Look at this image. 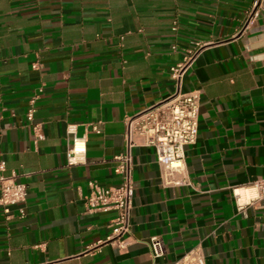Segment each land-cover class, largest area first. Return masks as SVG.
Returning <instances> with one entry per match:
<instances>
[{"label": "crops", "instance_id": "obj_1", "mask_svg": "<svg viewBox=\"0 0 264 264\" xmlns=\"http://www.w3.org/2000/svg\"><path fill=\"white\" fill-rule=\"evenodd\" d=\"M253 2L0 0V172L28 187L9 218L0 206V264H172L196 246L207 264H264V13L248 22ZM192 52L181 87L201 91L191 182L164 186L155 148L138 137L120 249L116 212L89 210L84 195L121 182L127 118L176 91L170 68ZM69 124L87 138L73 166Z\"/></svg>", "mask_w": 264, "mask_h": 264}, {"label": "built area", "instance_id": "obj_2", "mask_svg": "<svg viewBox=\"0 0 264 264\" xmlns=\"http://www.w3.org/2000/svg\"><path fill=\"white\" fill-rule=\"evenodd\" d=\"M264 13V0H254L247 16L251 22ZM178 21H175V28ZM195 52L184 56L182 61L171 66V76L177 83L176 91L166 100L146 108L135 116L127 118L125 139L127 148L116 156L115 172L121 176L117 185H101L97 182L90 184L89 193L84 195L89 210L115 211L109 238L120 249L127 246V237L131 232V209L134 200L133 179V147L138 137H144L146 143L155 148L157 160L162 166L161 181L164 186L189 185L185 162L186 148L195 144L198 139L200 125L201 91L198 89L182 90L183 78L192 66ZM37 67V64H34ZM36 98L30 100L28 119L33 122L35 117ZM37 133L39 124H34ZM94 128L97 129L96 126ZM68 133L74 134L73 145L66 159L67 166L85 162L87 138L76 134V124L68 125ZM259 196H264V178L255 182ZM28 195L26 184L18 182L13 175L0 172V206L5 214L11 213L13 206L25 202ZM237 202L240 193L235 192ZM238 206L242 205L238 202ZM23 212V209H21ZM151 251L154 258H161L166 253V247L160 236L150 239ZM172 264H207V259L200 246L191 248Z\"/></svg>", "mask_w": 264, "mask_h": 264}, {"label": "bare ground", "instance_id": "obj_3", "mask_svg": "<svg viewBox=\"0 0 264 264\" xmlns=\"http://www.w3.org/2000/svg\"><path fill=\"white\" fill-rule=\"evenodd\" d=\"M240 192H241V194H243L242 191H240Z\"/></svg>", "mask_w": 264, "mask_h": 264}]
</instances>
